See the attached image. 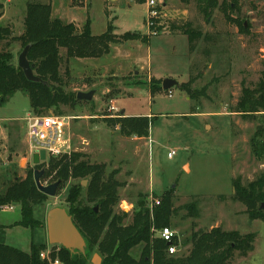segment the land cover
Wrapping results in <instances>:
<instances>
[{
  "label": "rangeland",
  "instance_id": "374dc122",
  "mask_svg": "<svg viewBox=\"0 0 264 264\" xmlns=\"http://www.w3.org/2000/svg\"><path fill=\"white\" fill-rule=\"evenodd\" d=\"M157 1L161 6L165 3L160 18L163 23L191 22L214 41L200 42L191 55L186 36L157 31L151 34L144 0L3 2L4 18L0 26L12 28L14 37L22 29L26 5L47 3L51 5L52 19L78 27L89 22L93 36L103 34L108 22L113 20L115 34L138 32L149 36V40L113 45L106 56L98 59L69 60L65 91L74 94L94 91L91 101L75 99L70 105L61 106L59 115L53 109L46 115H37L30 110L27 95L17 92L0 106V191L8 181L23 179L35 169L44 171L50 159H68L71 153H81L89 163L105 165L107 174L116 172L115 179L123 187L119 189L115 212L122 213V202L130 205L124 224L130 222L139 195L149 205L164 193L172 192L176 213L170 228L178 236L175 256L188 254L192 232L220 227L255 236L253 251L245 258L235 254L231 264H264V223L250 220L242 205L229 200L233 193L232 180L240 178L246 184L264 173V157L256 159L251 150L254 134L264 124L262 113L243 119L232 112L242 88L254 89L261 78L264 0H240V12L232 15L234 23L226 22L219 12L206 22L192 5L187 6L182 0ZM9 50L13 64L17 65L20 44L11 41ZM66 66L62 64L61 74ZM190 77L196 78L190 87L194 100L180 90ZM166 79L176 81L179 88L162 90V81ZM112 106L119 112L110 111ZM121 111H124L122 116L149 117V136L125 138L117 128L108 126L105 121L118 117ZM28 116L67 118L66 151L58 157L46 156L45 161L35 166L27 138ZM170 152L174 156L169 159ZM54 175L41 177V185L55 183ZM73 184L86 188L88 181L69 180L60 184L53 197L44 195L33 211L36 223L33 230L18 225L19 206L11 205V210L1 207L0 226L5 227V244L25 253L30 251L31 244L47 248L46 215L53 208L69 210L66 197ZM190 204L198 211L196 219L185 209ZM52 246V255L64 264L62 247ZM140 251L141 247L135 248L132 257L138 259ZM94 255L102 264L96 252L89 256V264Z\"/></svg>",
  "mask_w": 264,
  "mask_h": 264
},
{
  "label": "trees",
  "instance_id": "16d2710c",
  "mask_svg": "<svg viewBox=\"0 0 264 264\" xmlns=\"http://www.w3.org/2000/svg\"><path fill=\"white\" fill-rule=\"evenodd\" d=\"M4 1L6 0H0V18L3 16ZM182 1L187 6L192 5L196 14L206 22L215 12H219L226 22L234 23L233 13H239L241 9L240 0ZM112 22L113 20L108 22L103 34L93 36L89 22L83 27L64 23L51 18L50 4L28 3L25 7L22 33L19 36L14 37L8 28L0 27V106L12 95L21 92L27 95L33 113L46 115L53 109L59 115L61 106H68L76 99V94L65 91L68 77L66 64L70 59H98L106 56L113 45L131 41L146 43L149 40V36L138 32L117 35ZM150 31L186 36L191 55L195 53L200 42L214 41L210 35L204 34L188 21L169 20L163 23L158 20ZM11 41L20 44L21 52L26 46H30L27 61L33 66V74L41 83L26 80L21 69L13 64V56L9 50ZM62 64L66 66L63 74ZM262 66L263 71L256 87L252 90L242 88L241 96L232 109L233 113L243 119H252L260 113L264 118V62ZM195 81L196 78L190 77L187 83L181 85L180 90L184 91L190 100L195 99V94L190 88ZM150 83L151 95L154 96L155 80L152 79ZM105 122L108 126L117 128L119 134L125 138L141 139L149 136V117L119 115L116 118H108ZM251 150L256 159L264 157V124L255 132ZM86 158L84 154L71 153L68 159H50L43 174H55L59 186L69 180L88 181L86 188L79 184L70 186L66 197V202L70 205L67 213L86 244L85 255H72L62 248L64 264H89L88 258L95 252L102 258V264H231L235 254L245 258L253 251V234L242 235L237 231H224L215 227L209 231L192 232L187 255L169 256L167 242L160 239L156 233L163 228H170L171 219L176 213L172 192L164 193L149 205L142 200L144 197L139 195L130 222L124 224L128 215L115 212L119 203V189L123 187L115 179L116 172L107 174L105 165L91 164ZM33 176L34 172L27 173L23 179L8 181L0 191V208L19 206L21 221L18 225L31 230L36 226L33 219L34 208L41 204L44 197V194L37 190ZM232 188L233 193L229 200L242 205L250 220L264 223V173L246 184L236 178L232 180ZM218 198L226 199L223 196ZM156 201L159 205L155 204ZM185 209L191 218L198 217L194 204L185 206ZM4 234L5 227L0 226V264H48L39 257L40 252L46 249L42 245L31 244L30 251L25 253L6 245ZM172 244L178 246L177 237L172 240ZM137 247H141V251L139 258L135 259L131 252ZM51 258H54L52 254Z\"/></svg>",
  "mask_w": 264,
  "mask_h": 264
},
{
  "label": "built area",
  "instance_id": "2783aa9c",
  "mask_svg": "<svg viewBox=\"0 0 264 264\" xmlns=\"http://www.w3.org/2000/svg\"><path fill=\"white\" fill-rule=\"evenodd\" d=\"M139 1V0H131ZM144 4L147 7L146 23L148 30L152 28L156 21L161 18L162 8L165 3L161 6L157 0H144ZM151 34L155 31H150ZM155 35V34H153ZM112 112L118 113L119 111L112 106L110 109ZM27 138L32 149L33 154L44 151L46 156L58 157L63 154L68 148V142L65 139V129L67 126L68 119L61 116H28L27 119ZM174 156V152L167 154L170 159ZM159 205V202H155ZM11 206H5L2 210H11ZM122 212H128L130 205L122 202L120 205ZM156 235L167 242V254L174 256L177 253V246L172 244V240L178 236L171 228H163L157 231ZM52 247L47 248L40 252L39 257L42 261H46L48 264H63L57 257L51 258Z\"/></svg>",
  "mask_w": 264,
  "mask_h": 264
},
{
  "label": "water",
  "instance_id": "95a60500",
  "mask_svg": "<svg viewBox=\"0 0 264 264\" xmlns=\"http://www.w3.org/2000/svg\"><path fill=\"white\" fill-rule=\"evenodd\" d=\"M30 46H26L19 54L17 59V66L23 72L24 77L29 82L41 83V80L33 74V66L27 61V54ZM172 87L179 88V84L176 81L166 79L162 81V90H169ZM94 95V91L88 93L78 92L76 99L79 101H91ZM124 112H121V115ZM46 154L44 151L34 153L32 155V163L37 166L40 162L45 161ZM44 171L34 170V183L37 190L45 196L53 197L56 194L59 183L55 182L48 186H43L40 183V178L43 176ZM85 185V184H84ZM97 211V208H94ZM46 229H47V241L49 245H59L67 250L72 255H85L86 244L73 224L71 216L63 208H53L46 215ZM92 264H99V258L97 255L93 256Z\"/></svg>",
  "mask_w": 264,
  "mask_h": 264
},
{
  "label": "crops",
  "instance_id": "0c3cea01",
  "mask_svg": "<svg viewBox=\"0 0 264 264\" xmlns=\"http://www.w3.org/2000/svg\"><path fill=\"white\" fill-rule=\"evenodd\" d=\"M9 1V0H8ZM5 9V8H4ZM4 9H3V16L0 18V22L2 21V19L4 18ZM0 27H3V26H0ZM78 27V26H77ZM3 28H5V26L3 27ZM11 32L13 31V29L12 28H8ZM22 33V29H21V31H20V33L17 35V36H19L20 34ZM12 36H14V34H12ZM123 45V44H122ZM121 112H124V111H121ZM120 112V113H121ZM126 116V115H125ZM127 117V116H126ZM48 242V241H47ZM38 245V244H37ZM48 246H50V245H48Z\"/></svg>",
  "mask_w": 264,
  "mask_h": 264
}]
</instances>
